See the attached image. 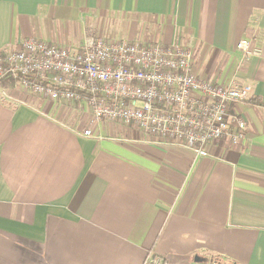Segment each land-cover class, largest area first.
I'll use <instances>...</instances> for the list:
<instances>
[{
  "label": "crops",
  "instance_id": "crops-1",
  "mask_svg": "<svg viewBox=\"0 0 264 264\" xmlns=\"http://www.w3.org/2000/svg\"><path fill=\"white\" fill-rule=\"evenodd\" d=\"M88 33L192 48L198 75L250 86L248 127L203 154L118 123L87 137L75 102L1 85L0 264H264V56L236 49L264 47V0H0V54Z\"/></svg>",
  "mask_w": 264,
  "mask_h": 264
},
{
  "label": "built area",
  "instance_id": "built-area-1",
  "mask_svg": "<svg viewBox=\"0 0 264 264\" xmlns=\"http://www.w3.org/2000/svg\"><path fill=\"white\" fill-rule=\"evenodd\" d=\"M236 49L242 60L264 56L255 37L239 39ZM193 61L192 48L179 41L146 44L88 33L73 49L29 37L0 54V94L5 96L1 81L10 76L17 87L44 99L75 102L87 114V137L94 135L93 126L111 122L200 154L219 139L240 142L248 124L232 108L249 99L250 86L198 75ZM144 264L168 261L154 254Z\"/></svg>",
  "mask_w": 264,
  "mask_h": 264
},
{
  "label": "rangeland",
  "instance_id": "rangeland-1",
  "mask_svg": "<svg viewBox=\"0 0 264 264\" xmlns=\"http://www.w3.org/2000/svg\"><path fill=\"white\" fill-rule=\"evenodd\" d=\"M104 37H106V38H108V39H115L114 38V36H104ZM19 88V87H18ZM19 89H21V88H19ZM20 95H22V96H26V98L28 97L29 99H31V98H33L34 96H38V95H35V94H33V93H31V92H28V91H25V90H19V91H17ZM53 102V101H52ZM72 102H63V101H59V102H53V105H55V108L56 109H59V111H62L63 112V114H66V115H68V114H70V112H72V104H71ZM75 113L76 114H78V111H76L75 110ZM74 113V115L76 116V114ZM123 135H125V133L123 134ZM128 135V134H127ZM128 137V139H126L127 141L130 139V138H134V136H133V134H131V135H128L127 136Z\"/></svg>",
  "mask_w": 264,
  "mask_h": 264
},
{
  "label": "trees",
  "instance_id": "trees-1",
  "mask_svg": "<svg viewBox=\"0 0 264 264\" xmlns=\"http://www.w3.org/2000/svg\"><path fill=\"white\" fill-rule=\"evenodd\" d=\"M1 85L4 87L10 86V85H15V81L12 77L9 76L8 78L1 81Z\"/></svg>",
  "mask_w": 264,
  "mask_h": 264
}]
</instances>
